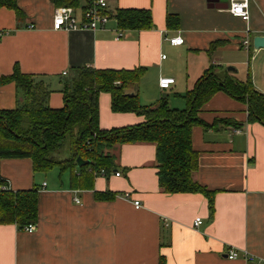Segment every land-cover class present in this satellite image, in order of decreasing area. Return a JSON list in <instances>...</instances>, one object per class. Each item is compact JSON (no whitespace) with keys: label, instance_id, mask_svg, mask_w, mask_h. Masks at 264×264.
<instances>
[{"label":"crops","instance_id":"crops-1","mask_svg":"<svg viewBox=\"0 0 264 264\" xmlns=\"http://www.w3.org/2000/svg\"><path fill=\"white\" fill-rule=\"evenodd\" d=\"M107 3L111 10H151L154 28L124 31L121 38L115 21L99 31H57L51 0H17L22 18L1 9L0 75L19 66L50 88L52 109L63 108L64 87L82 68H145L138 87L144 106L167 98L171 108L185 109L184 95L211 67L250 79L264 94V48L253 45L255 37H264V0H251L248 22L221 8L219 0ZM168 14L178 16L177 28H167ZM176 37L184 39L181 46L171 45ZM163 78L175 82L161 89ZM20 99L14 83L0 87V110H14ZM200 117L210 125L220 119L241 124L193 129L199 153L193 178L215 192L213 215L204 195L160 188L152 143L113 149L117 168L98 176L93 190L71 187L69 172L35 173L29 159L3 160L0 176L14 191L38 189V220L32 233L0 225V264H159L161 257L166 264H264V126L248 123L246 105L223 92L204 105ZM144 122L133 113H114L111 96L100 95L101 130ZM96 192L113 197L97 200ZM198 218L203 224L195 228ZM232 250L236 260L228 258Z\"/></svg>","mask_w":264,"mask_h":264},{"label":"trees","instance_id":"trees-1","mask_svg":"<svg viewBox=\"0 0 264 264\" xmlns=\"http://www.w3.org/2000/svg\"><path fill=\"white\" fill-rule=\"evenodd\" d=\"M55 7L83 9L90 0H51ZM23 12L17 0H0V10ZM112 15L122 31H146L154 28L151 10L116 9ZM179 25L176 15L168 14L166 26ZM146 74L145 68L134 70L79 69L75 78L63 90L64 106L52 109L49 99L52 91L32 75L15 66L9 76L0 75V87L14 83L21 99L14 110H0V163L3 160L29 159L35 173H49L55 169L69 172L71 187L94 189L98 176H107L116 168L112 150L134 143H152L156 146L158 180L167 194H202L209 201L214 214L215 192L197 183L193 175L199 167V153L193 147V129H218L220 126L241 124L231 120L206 123L200 113L217 93L223 92L247 107V122L264 126V94L252 81H241L228 71L218 74L211 67L186 92V108L173 109L167 98L144 106L138 87ZM102 93L111 96L114 113H133L145 122L131 127L101 130L99 125V98ZM64 155L63 158L60 157ZM86 162L79 167L78 159ZM102 172L105 174L103 175ZM113 196L96 192L97 200ZM38 220V189L14 191L8 180L0 176V225H16L24 229ZM159 264H166L164 257Z\"/></svg>","mask_w":264,"mask_h":264},{"label":"built area","instance_id":"built-area-1","mask_svg":"<svg viewBox=\"0 0 264 264\" xmlns=\"http://www.w3.org/2000/svg\"><path fill=\"white\" fill-rule=\"evenodd\" d=\"M250 3L251 0H229L227 11L234 17L240 18L244 22H248L250 19ZM111 9H109L107 0H90V5L83 9L75 7H57L54 14V29L57 31H76V30H89L99 31L104 30L111 21H115L112 15ZM122 30H118V38L123 36ZM3 34H0V37ZM173 46H181L184 43V39L181 37L172 38L169 40ZM244 47L247 49L251 45L250 40L243 42ZM175 80L172 78H163L159 82L161 89H169ZM1 165V163H0ZM104 175L105 173L102 172ZM116 176H120V173H116ZM78 202V200H77ZM135 208H140V202L134 203ZM203 224L201 218L195 220L194 227L198 228ZM36 229L34 224L26 226L23 230L32 233ZM230 260H236L238 254L235 251H230L228 254ZM252 260V258H248Z\"/></svg>","mask_w":264,"mask_h":264},{"label":"water","instance_id":"water-1","mask_svg":"<svg viewBox=\"0 0 264 264\" xmlns=\"http://www.w3.org/2000/svg\"><path fill=\"white\" fill-rule=\"evenodd\" d=\"M221 3V8L227 9L228 8V2L229 0H219ZM254 49L257 51L261 48H264V37H255L253 40ZM229 71H235L233 68H228ZM77 164L79 167L86 164V162H83L82 159L77 160Z\"/></svg>","mask_w":264,"mask_h":264},{"label":"rangeland","instance_id":"rangeland-1","mask_svg":"<svg viewBox=\"0 0 264 264\" xmlns=\"http://www.w3.org/2000/svg\"><path fill=\"white\" fill-rule=\"evenodd\" d=\"M63 156H64V155H61L60 157H62V158H63Z\"/></svg>","mask_w":264,"mask_h":264}]
</instances>
